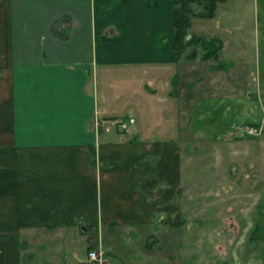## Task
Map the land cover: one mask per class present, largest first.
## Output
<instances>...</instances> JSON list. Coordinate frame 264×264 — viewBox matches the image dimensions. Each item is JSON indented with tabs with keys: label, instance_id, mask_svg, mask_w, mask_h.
<instances>
[{
	"label": "crops",
	"instance_id": "obj_1",
	"mask_svg": "<svg viewBox=\"0 0 264 264\" xmlns=\"http://www.w3.org/2000/svg\"><path fill=\"white\" fill-rule=\"evenodd\" d=\"M226 1L225 24L254 18L235 21ZM175 8V0H0V264H79L73 243L90 227L157 223L184 180L178 138L195 127L204 139L233 130L238 104L210 121L195 59L178 57ZM116 74L124 94L111 89ZM116 118L128 127L109 124Z\"/></svg>",
	"mask_w": 264,
	"mask_h": 264
},
{
	"label": "rangeland",
	"instance_id": "obj_2",
	"mask_svg": "<svg viewBox=\"0 0 264 264\" xmlns=\"http://www.w3.org/2000/svg\"><path fill=\"white\" fill-rule=\"evenodd\" d=\"M205 1L194 3L197 13L190 32L206 39L217 37L223 48L218 59H195V85L200 92L207 85L201 93H211L215 112L210 121L219 119L224 106L238 104L239 114L232 110L233 130L221 138L207 131L209 139H204V130L195 127L194 133L179 137L184 180L175 200L165 202L173 207L163 217L157 213V223L81 232L83 240L73 243L81 244L74 263L90 262L89 251L97 250L104 264H264V26L259 25L264 0L223 4L235 21H241L236 16L242 13L254 16L239 28L219 20V2L214 16L204 17ZM255 25L261 34H256ZM197 47L200 52L202 47ZM116 76L111 89L124 94L125 83ZM118 105L114 103L117 111ZM247 126H258L260 133L247 134ZM61 243L68 244L64 238Z\"/></svg>",
	"mask_w": 264,
	"mask_h": 264
},
{
	"label": "trees",
	"instance_id": "obj_3",
	"mask_svg": "<svg viewBox=\"0 0 264 264\" xmlns=\"http://www.w3.org/2000/svg\"><path fill=\"white\" fill-rule=\"evenodd\" d=\"M201 0H175V49L178 57H182L184 53L190 50L187 58L190 60L197 59L201 56L204 60L218 59L223 48L222 41L215 38H201L194 36L190 29L193 25V17L196 15L194 3ZM225 0H206L204 17H213L216 11L218 2ZM202 47V52L198 51V45Z\"/></svg>",
	"mask_w": 264,
	"mask_h": 264
},
{
	"label": "built area",
	"instance_id": "obj_4",
	"mask_svg": "<svg viewBox=\"0 0 264 264\" xmlns=\"http://www.w3.org/2000/svg\"><path fill=\"white\" fill-rule=\"evenodd\" d=\"M113 125L115 126V124L120 125L122 128H127L129 123L126 121H122L118 118L113 119ZM134 119H131V122H133ZM246 132L247 134H259L260 133V128L257 126H247L246 127ZM89 258L92 262H97V261H102V255L100 252H98L97 250H91L89 252Z\"/></svg>",
	"mask_w": 264,
	"mask_h": 264
},
{
	"label": "flooded vegetation",
	"instance_id": "obj_5",
	"mask_svg": "<svg viewBox=\"0 0 264 264\" xmlns=\"http://www.w3.org/2000/svg\"><path fill=\"white\" fill-rule=\"evenodd\" d=\"M85 264H104L103 263V261H97V262H92L91 260H90V262H87V263H85Z\"/></svg>",
	"mask_w": 264,
	"mask_h": 264
}]
</instances>
